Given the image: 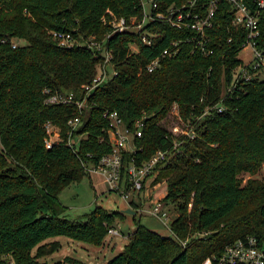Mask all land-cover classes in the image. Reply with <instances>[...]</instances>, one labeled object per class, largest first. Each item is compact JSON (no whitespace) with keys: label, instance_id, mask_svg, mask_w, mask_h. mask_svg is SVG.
<instances>
[{"label":"trees","instance_id":"1","mask_svg":"<svg viewBox=\"0 0 264 264\" xmlns=\"http://www.w3.org/2000/svg\"><path fill=\"white\" fill-rule=\"evenodd\" d=\"M161 1L179 5L187 0ZM230 9L222 2L209 30L213 53L192 52L186 43L178 55L162 57L153 72L147 64L172 39L184 36L182 30L160 24L154 30L162 33L152 45L136 33L113 34L109 46L117 73L88 96L90 108L77 130L86 137L76 154L66 138L68 119L78 107L47 103L43 89L83 98V85L93 83L103 61L87 46H60L50 31L102 38L111 30L103 21L108 10L119 17L140 14L138 0H0V264H50L41 258L60 247L46 242L53 236L103 245L109 228L125 219L123 212L101 206L85 219L60 214L59 194L91 174L85 164H96L112 150L107 109L117 111L128 127L142 118L146 122L136 139L138 151H126L125 163L134 157L142 163L157 150L169 152L153 184L167 182L163 201L179 214L171 223L176 237L139 223L123 251L106 264H199L241 237L256 235L264 242V180L250 177L243 183L241 176L256 174L264 164V77L257 73L241 82L224 99L223 112L196 120L222 98L242 62L247 32L233 24ZM260 28L263 45L264 13ZM5 36L26 44L14 48L1 42ZM132 42L138 52L131 51ZM175 103L197 130L195 138L184 137L177 147L162 123ZM48 121L63 138L50 148ZM143 204L132 201L131 207L138 211Z\"/></svg>","mask_w":264,"mask_h":264},{"label":"built area","instance_id":"2","mask_svg":"<svg viewBox=\"0 0 264 264\" xmlns=\"http://www.w3.org/2000/svg\"><path fill=\"white\" fill-rule=\"evenodd\" d=\"M222 2L231 5L232 22L237 27L246 29L247 38L243 49L251 47L250 56L235 67L234 78L228 84L222 98L215 104L206 107L203 114L196 117L201 120L203 116L210 115L214 111L223 112L226 109L224 99L226 96L232 97L234 90L241 82L248 81L260 69H264V44L260 45V20L264 13V0H187L182 4L164 5L161 0H138L141 9L140 14L130 17L117 16L113 11L108 10L109 15L103 17L104 23L110 26V32L102 38L91 35L87 38H76L72 32L62 30H51L53 38L60 46L73 47L75 45L87 46L95 51L96 56L102 59L100 72L96 75L92 84L83 85L85 96L76 98L74 92L61 93L53 92L51 88L43 89L45 101L50 104L74 103L79 111L78 114L68 119V132L66 143L76 154L80 151V144L86 134L77 133L82 122V116L90 108L88 96L96 87L107 82L117 73L113 64L114 49L109 46V39L115 33L131 32L139 35L142 43L152 45L160 31L154 30L158 25H169L182 30L184 36L172 39L163 49L160 56L153 58L146 66L149 72H153L161 65L162 57H173L178 55L186 43H191L192 52H200L204 55L213 53L214 48L210 46L211 37L209 30L214 26L215 17ZM22 38L5 36L2 43H9L16 48L24 45ZM26 41V40H25ZM131 51L138 52L139 45L131 43ZM228 93V94H227ZM170 113H174L179 119V125L170 129L174 138V145L177 147L182 138H195L197 130L195 123L186 121L179 113L178 105L175 103ZM104 116L109 118L107 129L108 141L112 146L110 153L103 155L96 164L86 165L90 173L100 174L109 190L120 193L126 200L131 201L136 195L144 192L147 188H153L155 170L169 162L170 154L165 150H157L150 159L138 163L134 157L129 163H125V152L136 153L138 146L136 139L141 138L144 133L146 122L144 118L137 121L133 128L125 125L124 120L117 111L105 110ZM47 136L45 143L47 147H52L63 138L58 127L53 122L45 124ZM159 185V184H158ZM157 185V186H158ZM141 213H146L157 217L171 231V235L176 234L171 229L169 210L163 197L152 198L150 202L143 204L137 209ZM108 235L123 236L117 227H110ZM167 236V235H166ZM186 244V241H183ZM199 264H264V242L256 235H247L226 246L221 255H213L204 259Z\"/></svg>","mask_w":264,"mask_h":264},{"label":"rangeland","instance_id":"3","mask_svg":"<svg viewBox=\"0 0 264 264\" xmlns=\"http://www.w3.org/2000/svg\"><path fill=\"white\" fill-rule=\"evenodd\" d=\"M23 43L26 44V41L23 40ZM250 54L251 47L247 46L241 50L239 57L246 60ZM259 75L264 77V69H260ZM162 123L167 128L172 129L179 125L180 121L174 113H170ZM241 176L243 183L250 177L264 180V164L256 174L243 173ZM156 185H158V192L154 196H165L167 182L163 180ZM59 200L64 206L61 208L60 214L72 220L85 219L97 206L109 211L123 212L125 219L117 221L114 226L123 233V236L108 235L104 244L100 246L72 239L65 235L50 237L46 242L60 243L57 250L41 258L50 264H58L59 262L60 264H106L123 251L124 245L129 241V234L136 229L139 223L165 236L171 235L170 229L157 217L136 210L134 213L129 212L130 201L126 200L120 193L109 190L106 183L103 182V177L97 173H91L81 181L70 184L59 194ZM166 209L169 210L170 222H172L178 216L179 211L173 204H166ZM50 246L51 244H49Z\"/></svg>","mask_w":264,"mask_h":264},{"label":"crops","instance_id":"4","mask_svg":"<svg viewBox=\"0 0 264 264\" xmlns=\"http://www.w3.org/2000/svg\"><path fill=\"white\" fill-rule=\"evenodd\" d=\"M103 182L105 183L104 181V178H103ZM107 185V184H106ZM108 187V185H107ZM157 185L153 186V188H147L144 192H142L140 195H137L135 197H133V199L130 201V203L132 201H134L136 204H140V203H144V204H148L150 202V196L154 199V198H158V197H155V193H157ZM109 189V188H108ZM164 197V195L162 196ZM132 208V207H131ZM133 209V208H132ZM135 210V209H134Z\"/></svg>","mask_w":264,"mask_h":264},{"label":"water","instance_id":"5","mask_svg":"<svg viewBox=\"0 0 264 264\" xmlns=\"http://www.w3.org/2000/svg\"><path fill=\"white\" fill-rule=\"evenodd\" d=\"M128 211H129V212H132V213L135 212L134 209H132V208L128 209Z\"/></svg>","mask_w":264,"mask_h":264}]
</instances>
